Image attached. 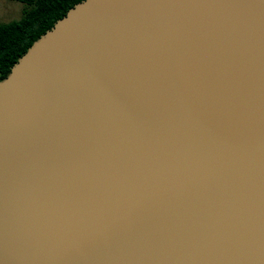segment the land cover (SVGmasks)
<instances>
[{
	"label": "water",
	"instance_id": "water-1",
	"mask_svg": "<svg viewBox=\"0 0 264 264\" xmlns=\"http://www.w3.org/2000/svg\"><path fill=\"white\" fill-rule=\"evenodd\" d=\"M0 264H264V0H79L33 40Z\"/></svg>",
	"mask_w": 264,
	"mask_h": 264
},
{
	"label": "trees",
	"instance_id": "trees-1",
	"mask_svg": "<svg viewBox=\"0 0 264 264\" xmlns=\"http://www.w3.org/2000/svg\"><path fill=\"white\" fill-rule=\"evenodd\" d=\"M20 17L0 22V79L26 48L79 0H15Z\"/></svg>",
	"mask_w": 264,
	"mask_h": 264
},
{
	"label": "rangeland",
	"instance_id": "rangeland-1",
	"mask_svg": "<svg viewBox=\"0 0 264 264\" xmlns=\"http://www.w3.org/2000/svg\"><path fill=\"white\" fill-rule=\"evenodd\" d=\"M22 4L15 0H0V22H9L20 17Z\"/></svg>",
	"mask_w": 264,
	"mask_h": 264
}]
</instances>
